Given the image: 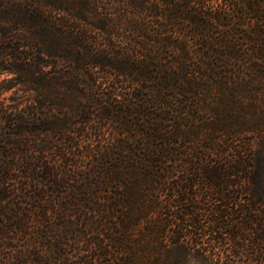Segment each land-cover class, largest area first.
Masks as SVG:
<instances>
[{"label":"trees","instance_id":"16d2710c","mask_svg":"<svg viewBox=\"0 0 264 264\" xmlns=\"http://www.w3.org/2000/svg\"><path fill=\"white\" fill-rule=\"evenodd\" d=\"M0 75V264H264V0H0Z\"/></svg>","mask_w":264,"mask_h":264},{"label":"rangeland","instance_id":"374dc122","mask_svg":"<svg viewBox=\"0 0 264 264\" xmlns=\"http://www.w3.org/2000/svg\"><path fill=\"white\" fill-rule=\"evenodd\" d=\"M9 76L10 75H7V77ZM4 77L5 75H0V82L2 78ZM23 98L24 97L22 93L21 92L19 93L16 91V87L6 89L0 93V106H8L15 102H21ZM12 99H16V101ZM184 264H211V263L207 261L206 259L201 258L199 256H190L187 258V260L184 261Z\"/></svg>","mask_w":264,"mask_h":264}]
</instances>
